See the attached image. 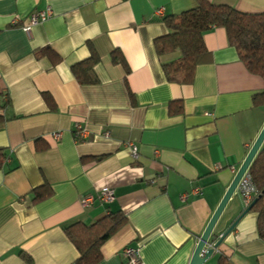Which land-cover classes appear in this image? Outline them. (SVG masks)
<instances>
[{
    "label": "crops",
    "instance_id": "0c3cea01",
    "mask_svg": "<svg viewBox=\"0 0 264 264\" xmlns=\"http://www.w3.org/2000/svg\"><path fill=\"white\" fill-rule=\"evenodd\" d=\"M208 1L264 12V0ZM195 6L196 0H0V264H76L64 227L115 211L126 222L103 241L95 264H128L125 247L138 249L137 264H189L264 127V106L252 99L264 79L247 70L222 27L204 33L209 59L190 82L166 79L155 48L169 32L163 18ZM46 8L49 18L22 29L31 13ZM47 47L59 61L37 55ZM92 50L97 82L81 83L71 67ZM113 52L126 66L113 61ZM77 123L85 130L79 140ZM42 185L50 194L35 201ZM104 190H112V200H101ZM244 207L235 192L210 239ZM221 255L232 264H264L255 212L203 264Z\"/></svg>",
    "mask_w": 264,
    "mask_h": 264
},
{
    "label": "trees",
    "instance_id": "16d2710c",
    "mask_svg": "<svg viewBox=\"0 0 264 264\" xmlns=\"http://www.w3.org/2000/svg\"><path fill=\"white\" fill-rule=\"evenodd\" d=\"M163 20L169 32L156 38L155 48L169 82H190L195 67L208 61L209 51L204 45L203 35L213 27H222L225 30L228 43L236 48L247 70L264 79V12H242L230 5L196 0L195 7L177 16H165ZM38 53L48 54L52 62L60 60V56L49 47L37 51V55ZM112 59L126 66L120 54L113 52ZM98 60V55L92 50L88 58L72 65L71 70L77 81L96 83L94 67ZM42 96L50 108H55V102L49 93L43 92ZM252 99L255 105L264 106V90L254 94ZM248 173L257 194L261 193L264 190V146L254 157ZM49 194L50 188L42 185L35 189L34 200L43 199ZM250 210L256 213L257 232L264 240V192ZM125 222V215L121 211H115L92 224L74 221L66 225L64 232L78 251L76 264L97 263L101 258L100 248L103 241ZM25 259L31 262L29 257ZM216 264L232 263L226 256L221 255Z\"/></svg>",
    "mask_w": 264,
    "mask_h": 264
},
{
    "label": "water",
    "instance_id": "95a60500",
    "mask_svg": "<svg viewBox=\"0 0 264 264\" xmlns=\"http://www.w3.org/2000/svg\"><path fill=\"white\" fill-rule=\"evenodd\" d=\"M262 143H264V127H262L257 138L250 147L246 157L237 169L230 185L228 186L225 194L223 195L219 205L211 216L205 230L199 237L195 250L192 254L189 264H203L204 261L212 254V252L221 244V242L228 236V234L234 229L240 219L252 208V206L260 198L261 193L257 194L252 201L245 206L231 224L216 238L210 239L213 234V230L222 215L227 203L231 199L232 195L236 192L238 183L243 174L249 169L254 157L258 153Z\"/></svg>",
    "mask_w": 264,
    "mask_h": 264
},
{
    "label": "built area",
    "instance_id": "2783aa9c",
    "mask_svg": "<svg viewBox=\"0 0 264 264\" xmlns=\"http://www.w3.org/2000/svg\"><path fill=\"white\" fill-rule=\"evenodd\" d=\"M156 13L161 14V9H158L156 11ZM52 15V12L49 8H46L45 10H40V11H36L31 13L28 16V23L24 26H22V29L24 31H29L31 26L42 22L44 20H46L47 18H49ZM18 23V19L16 17L11 19V24L12 25H16ZM85 130L81 128L80 124H75V129H74V136L76 140L81 139L84 136ZM60 136V134L58 132L53 133V137L55 139H58ZM130 149H131V154L134 158H136L137 156V152H136V147L134 144H129ZM193 193H199L200 189L199 188H193L191 190ZM236 192L239 193V195L241 196L243 203L245 206H247L252 199L257 195V189L254 185V183L252 182L250 175L248 173V170L243 174V176L241 177ZM186 195H183V198H185ZM101 200L103 201H110L113 199V193L112 190H104L100 196ZM90 202L89 198H84L83 199V204H87ZM123 255L127 261L128 264H137L138 260H139V256H138V249L134 248V247H125L123 249Z\"/></svg>",
    "mask_w": 264,
    "mask_h": 264
},
{
    "label": "rangeland",
    "instance_id": "374dc122",
    "mask_svg": "<svg viewBox=\"0 0 264 264\" xmlns=\"http://www.w3.org/2000/svg\"><path fill=\"white\" fill-rule=\"evenodd\" d=\"M241 197V196H240Z\"/></svg>",
    "mask_w": 264,
    "mask_h": 264
}]
</instances>
